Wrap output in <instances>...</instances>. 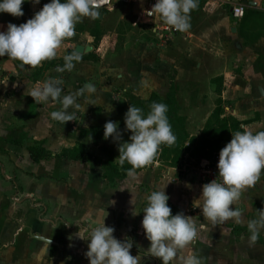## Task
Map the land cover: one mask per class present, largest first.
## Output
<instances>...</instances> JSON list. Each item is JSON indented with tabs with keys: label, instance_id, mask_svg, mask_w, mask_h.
Listing matches in <instances>:
<instances>
[{
	"label": "crops",
	"instance_id": "obj_1",
	"mask_svg": "<svg viewBox=\"0 0 264 264\" xmlns=\"http://www.w3.org/2000/svg\"><path fill=\"white\" fill-rule=\"evenodd\" d=\"M225 1L207 0L206 3L205 0H199L198 8L204 4L208 8L205 10L207 11L212 7L210 5L214 4L215 11H217ZM148 3V0H112L109 8L99 9L98 19L83 18L80 26H76L75 36L65 40L57 50V57L52 59L54 60L52 65L44 61L45 65L42 62L38 67H22L18 60L8 56L0 57V140H2L0 144L4 146L7 153L14 152L16 148H23L24 157L19 158L14 155L13 159H24L26 163L25 166L13 164L8 155L6 160L0 158V166L5 165L6 161L11 164V167H18L12 174L1 173L0 181L10 182V188L14 181L19 179L46 184L50 183H47L50 179V184H53L47 186L43 192L41 188L34 190L35 194H40L39 198L48 200L46 202L52 205L51 208L43 204L41 208L44 209L42 210L36 206L37 204L35 206L32 204V207L28 206L26 211H23L22 218L17 217L16 219H12L16 215L14 208H0V214L5 216L4 222L0 223V264H89L85 255L88 245L87 233L85 240L80 239L77 233L89 229L91 221L104 217L105 224L114 228L113 235L117 239L133 244L131 254L136 255L140 264H160V260L151 256L149 252L150 241L145 236L141 220L147 196L166 182L168 183L165 191L169 196L167 203L171 207L172 214L181 212L186 216H191L198 229L196 240L188 246L184 254L195 252L201 259V264H264V229L260 231L256 243L252 244L249 241L250 233L247 228V222L255 219L254 216L258 218L259 211L264 209V173L261 174L260 180L254 186L244 190L241 198L233 204L235 209L242 212L243 223L237 224L230 220L222 225L213 226L202 215L200 209L193 204V201L199 197L203 185L198 177L200 163L195 172L190 170L188 176L192 180L189 181V185L178 179H172L174 177L172 175L178 171L176 167L166 166L158 161L152 162L164 168V175L161 177L155 171L154 173L144 167L141 170H135L136 179L126 175L111 184L104 178L102 166L95 161H76L58 156L62 149H71L82 143L85 150L93 154L95 158L101 161L107 160L105 152L102 159L90 151L86 141H89L96 149L104 151L103 148H108L116 151L122 139L117 143L114 140L112 145H103L105 138L102 135L98 144H95L92 137L81 135L82 128L104 126L108 120L116 122L119 112L122 114L119 117L124 118L130 105V96L148 100L156 95L165 99L171 87L174 88L180 114L185 117L188 134L198 136L216 105L214 109L212 108L213 110L211 109L212 112L207 113L201 127L196 132L192 128L193 132H191L187 122L188 118L182 114L181 105L177 99V88L178 85L181 87L182 77H185L184 85L191 88L201 76L204 77L202 74L214 72L206 76V81L211 83V87L215 85L217 103L222 100V85H225L222 81L227 79V75L224 72L213 71L212 67L221 59L220 48L216 52L207 49V52H199L197 55L191 52L194 48L190 41L198 38L199 32L191 29L186 32L163 30L159 17L155 14L150 17L147 14ZM239 5L244 6L246 11L248 10L247 16L251 10L255 9H261L264 12V0H241V3L235 4L233 8ZM129 7L135 13L141 12V19L143 23H146L150 32L152 39L150 43L144 45L138 43L136 24H132L130 20L127 22L129 18L125 16V13H129L127 10ZM198 8L191 12V16L204 14V19H206L211 15V13L205 15L201 8ZM231 13L233 16V10ZM247 16L241 19L233 16L235 21L240 22L239 26L237 23V27H229L230 36L225 37L220 34L221 40L226 39L228 42L231 40V44L239 38L243 41L248 40L243 32L246 31ZM124 22L128 23V28L120 32ZM6 26V23H0V31L6 30ZM197 28L201 29V24ZM182 35H187L185 40L190 44L186 45L188 49L184 48L183 61L175 62L166 57L164 53L167 46ZM262 39H264V33L249 41L255 46ZM76 45L91 46V50L77 53ZM71 51L82 56L81 60L74 62L75 67L71 72L67 70L57 72L56 68L63 66L60 59L71 54ZM93 51L96 59L85 57ZM193 58L198 61L194 65L191 63ZM173 69L176 70L174 78L169 77ZM37 70L39 73L35 74ZM50 78L63 81L62 95L75 93L86 83L94 84L97 90L91 97L93 104H87L89 97L85 93L77 101L81 107L78 110L69 109L75 112V121L61 124L52 120L50 113L60 109L59 101L49 100L47 103H36L31 96L26 94L37 84ZM217 86H220V94L216 90ZM256 90L260 98H264V89L261 85H258ZM236 95L234 94V97ZM110 107L111 112H107ZM239 122H241L239 131L245 128L264 130V123L260 126L258 124L257 127L244 125L241 128L246 123L245 118L240 119ZM14 126L19 129L15 131L16 135L7 137L5 134L8 132L5 129ZM33 145H41L45 150L50 151L51 155L35 161L28 150ZM59 161H62L61 164ZM79 163H86V165L94 163L101 168L102 172L98 176L95 174L92 176L87 166V173L79 174L77 171ZM42 165L45 166L43 173L37 174ZM63 170L66 173H63ZM57 183L59 186L55 185ZM79 183H90L92 187L85 190L75 188L76 185H80ZM95 183H98L103 190L95 188L93 186ZM107 186L109 192L104 190ZM132 192L136 195L135 212L139 213L137 215L132 214L134 207L130 203ZM6 197L12 199L10 194ZM79 197H84L90 202L97 199L101 204L89 210L88 206L79 204ZM68 198H71L69 209L64 206ZM74 199L78 201L75 202ZM37 237L44 238L51 243L41 241ZM241 240H246V242L242 244ZM171 264H179V262L173 260Z\"/></svg>",
	"mask_w": 264,
	"mask_h": 264
},
{
	"label": "clouds",
	"instance_id": "obj_2",
	"mask_svg": "<svg viewBox=\"0 0 264 264\" xmlns=\"http://www.w3.org/2000/svg\"><path fill=\"white\" fill-rule=\"evenodd\" d=\"M25 2L26 0H0V13L23 16L22 5ZM31 3L39 4L40 0H31ZM198 6L199 0H156L150 11L174 30L186 32L191 27V12ZM101 7L100 0H49L26 22L19 25L8 23L6 30L0 31V57L8 56L20 61L22 67L33 68L44 61L55 59L62 43L75 36L76 24L85 17L98 19ZM63 60V66H58L56 71L71 72L75 67L74 62H79L81 56L72 53L65 55ZM62 84L61 79L50 78L37 84L26 94L36 103L59 101L60 109L52 111L50 117L64 124L75 121V112L69 109L78 110L81 107L77 102L78 98L87 93V104H93L91 97L97 89L94 84L86 83L77 92L62 95ZM111 110L110 107L107 112ZM167 112L168 107L162 102H153L147 114L142 108L129 105L124 115V124L131 135L128 141L119 144L118 163L120 166L125 162L131 165L127 170L130 178L136 179L135 170L152 162L161 145L171 146L175 143L176 137ZM103 135L105 139L112 137L120 141L118 122L106 121ZM217 169L219 180L214 178L204 183L193 204L213 226L230 220L237 224L243 223L242 212L235 209L233 204L241 198L244 190L260 180L264 172V130L245 128L232 134L230 141L219 151ZM167 183L151 191L142 211L141 226L150 241L149 252L160 260V264H171L173 260H178L179 264H201V259L195 252L184 254L196 240L198 229L191 216L181 212L172 214L167 203L169 196L165 191ZM132 194V214L137 215L136 195L134 192ZM104 218L91 221L89 229L77 233L82 240H85L87 233L85 255L89 264H140L136 255L131 254L133 244L117 239L113 235L114 228L107 226ZM247 228L250 233L249 241L255 244L260 231L264 229V209L259 211L258 218L247 222Z\"/></svg>",
	"mask_w": 264,
	"mask_h": 264
},
{
	"label": "rangeland",
	"instance_id": "obj_3",
	"mask_svg": "<svg viewBox=\"0 0 264 264\" xmlns=\"http://www.w3.org/2000/svg\"><path fill=\"white\" fill-rule=\"evenodd\" d=\"M48 2L49 0H40L39 4L34 5L31 3V0H26V2L22 5V9L24 12L23 16L15 17L9 13H0V23L3 22L8 24L14 22L17 25L24 23L27 21V19H30L35 12L39 11L45 3ZM205 2L207 3V0H205ZM239 3H241V0H226L217 11H215L216 6L214 4H211L210 6L212 7L207 11H205L206 9H208L206 8V5L203 4L202 6H200L201 11L204 12L205 15H208L209 13H211V15L206 19H204V14L196 17L191 16L190 29L199 32L198 38L192 39L190 41L191 46H193L194 48V50L192 49L191 52H194L197 55L199 52H207V49L216 52L220 48L219 53H221V59L212 66L213 71H217L219 73L224 72L227 75V79H224L222 81L223 83L225 82V85H222L223 91L221 94L222 107L220 112V119L224 122L231 123L239 122L240 119L245 118L246 123L243 124L241 128H243L244 125L257 127L258 124L260 126L261 123H264V98H260L256 90L258 85H261V87L264 89V39L259 40L258 44L255 46L252 45L249 40L256 39L257 37L261 36L262 33H264V12L261 9L251 10L245 20L246 31H243L245 32L248 40L245 39V41H243L239 38L238 40H235L233 44H231V40L229 42L226 39L221 40V35L228 37L230 36L229 27H237V23L239 26L240 22L235 21L231 13L233 10V6ZM127 10H129V13L127 12L128 14L125 13V16L127 15L129 18L127 22H129L130 20V22H132V24H136L137 27L136 34L138 35V43L143 45L145 43H150L152 40L150 32L148 30V27L146 26V23H143V19H141V12L135 13L130 10V7ZM217 18L221 20V22L217 20ZM127 22H124V24L121 25L120 32H124L125 28H128ZM200 24L202 28L198 29L197 27ZM76 26L79 27L80 22L77 23ZM185 36L187 38V35ZM185 36L182 35L178 37L175 42L169 44L164 55L170 60H175V62H182L185 50L184 48L186 47V49H188L186 45L190 44L186 43ZM197 62L198 61L193 58L191 63L194 65ZM211 73L202 74L204 75V77L201 76L200 80H197L194 87L191 88H189L190 86L184 85L185 77H182L180 79L181 87L180 85H178L179 87L177 88V99L179 104L181 105L182 114L186 115V117L188 118L187 122L189 123V130H191V132H193L192 128H194L196 132V130L201 127L202 123L205 120V116L209 111L212 112L217 103V94L214 92L215 85L212 84L213 86L211 87V83H208L206 81V76H209ZM175 74L176 70L173 69V71L170 72L169 77L171 76L174 78ZM234 94L237 95L234 97ZM237 108L238 113L236 114ZM120 114L121 112H119V114L116 116V122H118V125L120 126L119 129L121 130L120 134L122 143L128 141L131 132L129 130H126L124 118L119 117ZM16 128L14 126L5 129V131L8 132L5 135L7 137L16 135L17 132L15 131L19 130ZM0 142H2V140H0ZM113 142L114 139L112 137H109L108 139H104L102 144L112 145ZM86 144L90 151L98 155L100 158H104V151L100 150L99 148H94L89 141H86ZM14 150V152L9 151V153H7L4 146L0 144V158H2V160H6L8 155L10 162H13V164L25 166L26 163L23 161L24 159H19L24 157L22 153L24 149L16 148ZM14 155L19 158L13 159ZM61 162L62 161H59L60 164ZM5 163V165L1 164L0 166V174H12V172L14 173L15 170L18 169L17 166L11 167V164H8L6 161ZM44 165H42L41 169L39 168L37 174L43 173L45 169ZM197 165L198 164L196 162L184 159L183 162L178 166V168L176 167L178 171L177 173L172 175L174 176L172 179H178L179 181H183L187 185H189L192 179L188 176V174L190 173V170L195 172L197 169ZM87 166H89V171L86 168ZM184 167L186 168V170ZM145 168L152 170L153 172L155 171L159 175V177L164 175V168L160 165H154L153 162H151ZM77 171L79 174L87 173V171L92 172V176L94 174L98 176L102 172L101 168L94 163H92L91 165H86V163H79L77 166ZM62 172L66 173L65 170H63ZM49 182L51 183L50 179L47 180V183ZM50 183L46 184L39 183L38 181L32 182L19 179L17 181H14L12 188H10V182L0 181V208H14V212H16V215L12 219H16L17 217L22 218L23 211H26V208L28 206H31L32 204H34V206L35 204H37L36 206L38 208L43 207V204L51 208L52 205L46 202L48 200L42 199V197L39 198L40 194L34 193V190L40 188L42 189V192L45 191L47 186L53 185ZM79 184L80 185H76L75 188L85 190L88 189V187H92L90 183ZM55 185L59 186V183ZM93 186L95 188L97 187L99 189H102L100 188L98 183L93 184ZM104 190L109 192V187L107 186ZM8 194L11 195L12 199H7L6 195ZM79 198V204L88 206L87 208L89 210H92L94 209V207L101 204L100 200L97 199H94L90 202V200L84 197ZM69 199L71 198L65 200L67 203L66 205H64L65 207H68V209L71 201ZM74 201L76 202L78 201V199H74ZM41 209L43 210L44 208ZM66 212L69 213V211ZM4 217L5 216H2L0 214V223L4 222ZM253 218L257 217L254 216ZM5 224L7 223L5 222ZM9 226L11 225L9 224ZM15 233L18 234L17 231H15ZM241 241L242 244L246 242V240Z\"/></svg>",
	"mask_w": 264,
	"mask_h": 264
},
{
	"label": "trees",
	"instance_id": "obj_4",
	"mask_svg": "<svg viewBox=\"0 0 264 264\" xmlns=\"http://www.w3.org/2000/svg\"><path fill=\"white\" fill-rule=\"evenodd\" d=\"M246 13H244V17L247 16ZM70 53L72 54L74 52L71 51ZM85 57L96 59L94 51ZM46 62L48 65H52L54 60H47ZM60 63L64 64V60L60 59ZM43 65H45L44 62ZM37 71L35 74L39 73V71ZM216 90L218 94L221 93L220 86H217ZM153 102H162L167 105V116L176 137L175 143L171 146L161 145L155 158L152 160L158 161L166 166L177 167L184 159L199 164L202 160L209 159L215 152L220 151V149L230 141L231 135L240 130L241 122L228 123L220 119L221 100L216 104L214 112L207 120L200 134L198 136H190L186 130L185 117L180 114V106L176 101L173 87L170 88L165 99H161L156 95L151 96L148 100H141L135 96H130V105L142 108L145 114L150 110V105ZM103 133L104 126L91 127L89 129L82 128L81 130V135L92 137L95 144H98ZM103 149L107 154V160L105 161L98 160L93 154L86 151L85 146L82 143H79L71 149H62L58 153V156L76 161H95L102 166L104 170V178L112 184L117 179L125 177L127 175V170L131 168V165L127 162H125L123 166L119 165L118 149L116 151L108 148ZM28 150L35 161H39L42 158H48L51 155V152L45 150L41 145L30 146Z\"/></svg>",
	"mask_w": 264,
	"mask_h": 264
},
{
	"label": "built area",
	"instance_id": "obj_5",
	"mask_svg": "<svg viewBox=\"0 0 264 264\" xmlns=\"http://www.w3.org/2000/svg\"><path fill=\"white\" fill-rule=\"evenodd\" d=\"M128 1V0H125ZM102 3V7L100 9H105L109 8L112 5V0H100ZM148 5L149 9L147 11V14L152 17L153 14L151 13V8L155 4L156 0H148ZM245 13V8L242 5L236 6L233 8V16L236 19H241L244 16ZM161 22V28L163 30H170V31H175L172 27L168 26L167 24ZM218 157H219V151L215 152L209 159H204L200 162L199 164V172H198V177L201 183H207L210 180L216 178L219 180V177L217 175L218 169H217V162H218ZM264 173V172H262Z\"/></svg>",
	"mask_w": 264,
	"mask_h": 264
},
{
	"label": "water",
	"instance_id": "obj_6",
	"mask_svg": "<svg viewBox=\"0 0 264 264\" xmlns=\"http://www.w3.org/2000/svg\"><path fill=\"white\" fill-rule=\"evenodd\" d=\"M234 31V30H233ZM91 50V46H81V45H76V47H75V51L77 52V53H83V52H88V51H90ZM39 240H41V241H44V242H50V241H48V240H46V239H44V238H41V237H37ZM51 243V242H50Z\"/></svg>",
	"mask_w": 264,
	"mask_h": 264
}]
</instances>
